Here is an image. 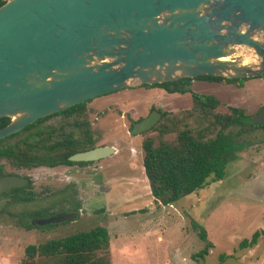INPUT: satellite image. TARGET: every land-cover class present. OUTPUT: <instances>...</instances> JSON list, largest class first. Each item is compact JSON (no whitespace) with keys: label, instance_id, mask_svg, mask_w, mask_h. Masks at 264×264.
<instances>
[{"label":"rangeland","instance_id":"obj_1","mask_svg":"<svg viewBox=\"0 0 264 264\" xmlns=\"http://www.w3.org/2000/svg\"><path fill=\"white\" fill-rule=\"evenodd\" d=\"M236 57L256 61L247 48H239ZM191 89L215 95L220 100V112L233 106L251 117L264 106L263 78L235 83L193 80ZM90 100L87 118L96 145L112 146L114 152L84 166H6V171L29 178L30 188L38 197L18 203L0 194V264H20L27 244L96 225L108 230L111 264H264L263 129L242 134L248 144L227 164L222 180L210 182L172 204L159 205L144 174L141 148L143 139L155 137L157 132L149 129L132 134L130 128L156 110L199 129L205 121L192 111L191 95L131 82L127 88ZM60 119L46 123L57 124ZM173 137L174 133L164 135L167 140ZM38 210L42 211L39 216L32 217L31 212ZM61 213L75 217L25 228ZM191 220L203 227L212 245L207 256L196 255L205 241L193 231Z\"/></svg>","mask_w":264,"mask_h":264},{"label":"water","instance_id":"obj_2","mask_svg":"<svg viewBox=\"0 0 264 264\" xmlns=\"http://www.w3.org/2000/svg\"><path fill=\"white\" fill-rule=\"evenodd\" d=\"M239 48L256 61L237 58ZM264 74V0H6L0 5V139L42 117L131 82L154 85L184 77L254 78ZM153 110L130 132L151 129ZM264 124V106L249 118ZM96 146L68 157L97 161ZM29 178L0 177V194ZM57 214L48 225L72 220Z\"/></svg>","mask_w":264,"mask_h":264},{"label":"trees","instance_id":"obj_3","mask_svg":"<svg viewBox=\"0 0 264 264\" xmlns=\"http://www.w3.org/2000/svg\"><path fill=\"white\" fill-rule=\"evenodd\" d=\"M5 1L0 0V5ZM258 78L264 79V74ZM246 79L200 76L140 85L159 87L167 93H189L192 111L205 121L202 127L194 130L168 112H159L160 119L151 128L157 132L156 136L145 137L141 144L144 174L156 203L172 204L210 182L222 180L227 164L236 159L248 144L242 134L258 128L264 130V124H252L250 116L242 108L232 106L227 112H220L217 109L220 100L215 95L197 93L191 89L193 80L235 83ZM89 101L91 100L37 119L18 132L1 138L0 177L13 174L6 171V166L13 169H33L93 163L68 160L70 155L96 146V137L87 118L86 104ZM56 117L61 118L57 124L46 123ZM9 121V117H1L0 127ZM170 133H174L172 139L164 138V135ZM30 185L31 182L25 187L13 188L1 195L9 202H32L38 197V193ZM40 212L42 211H34L31 215L37 217ZM33 226L38 224L29 223L25 228ZM191 226L196 235L205 241L204 247L196 255L207 256L212 245L206 238L205 230L192 220ZM20 264H111L108 230L96 225L57 239L27 244Z\"/></svg>","mask_w":264,"mask_h":264},{"label":"flooded vegetation","instance_id":"obj_4","mask_svg":"<svg viewBox=\"0 0 264 264\" xmlns=\"http://www.w3.org/2000/svg\"><path fill=\"white\" fill-rule=\"evenodd\" d=\"M152 111H153V110H152ZM155 111H156V110H155ZM157 112H158V111H157ZM131 127H132V125H131ZM130 129H131V128H130ZM96 146H97V145H96ZM96 146H95V147H96ZM23 177H25V176H23ZM29 182H30V180H29ZM28 184H29V183H28ZM59 223H60V222H59Z\"/></svg>","mask_w":264,"mask_h":264},{"label":"crops","instance_id":"obj_5","mask_svg":"<svg viewBox=\"0 0 264 264\" xmlns=\"http://www.w3.org/2000/svg\"><path fill=\"white\" fill-rule=\"evenodd\" d=\"M210 249H211V248H210ZM209 253H210V252H209ZM209 253H208V254H209ZM190 260L192 261V259H190ZM181 264H182V263H181ZM185 264H187V262H186Z\"/></svg>","mask_w":264,"mask_h":264}]
</instances>
